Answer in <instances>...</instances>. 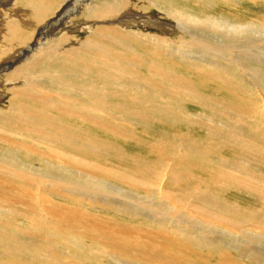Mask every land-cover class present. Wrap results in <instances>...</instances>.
<instances>
[{"label": "bare ground", "instance_id": "bare-ground-1", "mask_svg": "<svg viewBox=\"0 0 264 264\" xmlns=\"http://www.w3.org/2000/svg\"><path fill=\"white\" fill-rule=\"evenodd\" d=\"M236 1L0 0V61L11 60L9 71L0 70L7 94L0 100V264H10L2 256L14 250L12 262L23 264H196L182 258L191 245L212 256L205 264H264V178L246 177L264 160V71L255 65L264 61V0H250L260 11L248 21ZM150 8L151 19L131 16ZM49 19L51 28L74 30L31 43ZM116 105H154L153 116L178 115L157 105H200L205 117L194 122L182 106V120L217 142L152 144L141 159L120 150V167L98 166L87 157L117 154L104 132L131 139L125 119L151 118L144 108ZM200 166L210 171L207 180L191 172ZM237 184L254 196L241 209L219 197ZM69 193L148 222L53 199Z\"/></svg>", "mask_w": 264, "mask_h": 264}, {"label": "rangeland", "instance_id": "rangeland-1", "mask_svg": "<svg viewBox=\"0 0 264 264\" xmlns=\"http://www.w3.org/2000/svg\"><path fill=\"white\" fill-rule=\"evenodd\" d=\"M69 2L70 1H68L66 4H64V6H62V7H60L58 9V15L61 16L62 12H66L67 11L68 7L71 6L69 4ZM236 2L238 4L237 14H238L239 18L242 19V20L248 21V20H250V15L252 13H257V12L260 11V10H257L258 8H254V6L252 4H251V8H249L250 5L248 7V4H249L250 0H248L246 3H242L239 0L236 1ZM155 13H156L155 9L154 8H150L149 10L141 12V13L140 12L132 13L131 16L137 17L139 15H142L146 19H151L153 16H155ZM134 15H136V16H134ZM254 17L257 18V17H260V16H259V14H256V15H254ZM56 18L58 19V16H55L52 19H56ZM52 21L53 20L49 19L47 21V23L45 24V27L42 26L36 32V34H34V37L31 40V43H34V41L35 40L37 41V39H38V42L39 43L41 42L40 44H43L44 42L51 40L52 37L60 36L62 34V32L74 30L73 27L72 28L71 27H67V26H64V24L62 25V26H64V28L61 27V24L57 25V26H52V28H51V27H49V24L52 25L53 23H55L54 22L55 20L53 22ZM78 27H80V26L76 25V28H78ZM133 28L139 30V27L136 26V25ZM144 30L151 31L152 28L150 30V28L147 27V28H144ZM42 32L44 33V35L46 37H41L43 35ZM78 35L79 36H83L84 33L80 32ZM39 38H40V40H39ZM33 47H35V44H34ZM17 59H18V61H20L21 60L20 56H18ZM2 60L0 61V70L3 69L2 71H4V72L9 71V69H7V68L9 67L11 60H9L7 58L2 59ZM260 61H258V62L256 61L257 63H255V65L257 67V70L264 71V61H262V60H260ZM1 73H3V72H1ZM259 74L264 76L263 72H259ZM262 82L264 84V79H262ZM5 90H6V87L3 86L2 91L6 92ZM263 93H264V91H263ZM202 94H204V93H202ZM0 100L1 101H6L7 100V94L0 93ZM108 106H112V105H108ZM116 106H119V107H121L123 109L124 108L130 109V107L131 108H135L136 107V109H137L139 107L140 110L137 109L138 111H142V109L144 108L147 111V113L145 112V110H143L142 111L143 114L146 113L147 117H151V118L146 123H137V122L133 121L132 124L129 121V119H125V120L128 121L129 124H127V125H122L121 124V125L124 128L130 130L131 132H134V133H132L131 139L123 138V137H119V136H114V135H111L110 133L104 132V136L103 137L108 140L107 141L108 143L106 142V144H108L110 146H113L114 149H117L116 150L117 154H114L109 149H107V150H105L104 159L102 161L100 159L96 158L94 155H90V156L87 157L89 161L94 162L98 166L109 168V169H112L113 166H115V168L120 167L121 164L119 163L117 157L125 155V154L122 155L120 150H123V151L128 152V153L133 154V155H137L136 157H138V155H139V157L137 159H141V158H144L143 156H147L148 150L150 148V145H152V144H156L158 146H163V145L166 144L167 141H172L175 146L179 147V146L182 145V140H184V139H188V140H191V141L198 140L199 142L203 141V142H205L204 145L206 143H208V142H211V143L217 142V139L215 137L203 138L204 135H201L202 133L200 132V130L195 125H193L191 123L183 122V121H185V119L182 120V106L185 108L186 112L187 111L190 112V113L187 112L189 115L192 114V116L194 117V118H192V120L193 121L195 120L194 122H197V121L201 120L202 119L201 116L205 117L204 114L206 112H208V111H205L204 109L200 110V107H201L200 105H172L173 107L171 105L170 106L169 105H157V106H163V107H168V108L171 107V109H173V111L175 113H178V115L180 114V117H176V116H178L177 114L175 115L173 113L171 114V112H166L167 110H164L165 112H162V111L155 112L154 113L155 117H154L151 114V111H150L151 110L150 108L152 106H154V105H149V106L148 105H144L145 107L143 105H141V106L138 105V107H137V105H116ZM126 106H128V107H126ZM227 106H231V105H227ZM258 106L259 105H255V106H253V108L257 109ZM208 108L210 110L212 109L214 111H216V110L219 111V110L224 109V107L222 108L221 105H208ZM107 109L110 110V108H107ZM249 109H252V106H249ZM108 112H111V110L108 111ZM118 116H120V114ZM155 119L160 120V121H157ZM216 121L217 120L214 119L213 121H210L209 123L211 125H216V126H219V127H223L222 125L216 123ZM119 122H121V121H119ZM143 125H145V126H143ZM5 126L6 125L3 122H0V132H5L6 131L4 129ZM187 127L190 128V130L188 131V133L190 135H187L188 133L185 130V129H187ZM138 128H139V130H138ZM227 129L228 128H226V130ZM227 131H229V130H227ZM231 131H232V129H231ZM251 133H253V132H251ZM134 139H135V141H134ZM214 149L215 150H219V151L223 152L224 154H226L227 157H225V158H231L232 157L231 156L232 154H230V152L228 150H226V149H224V148H222L220 146L214 147ZM221 156H223V155H221ZM191 158L197 159V156H192L191 155ZM239 159H240V157L237 158V162H238ZM249 160H250V162L252 164L256 163V160H254L252 158L249 159ZM191 172L196 173V177L200 176L204 180H207L208 177H203V176H209L211 174L209 170L203 168L202 166H200L198 168V171L191 169ZM131 173H132V175L134 177L137 174L135 171H131ZM258 175H260V176H262L264 178V160H263V162H260V160H259V164H257V168L248 171L247 174H246V177L248 176L249 179H254L255 180ZM244 180H245V177H244V179H242L240 181V183H244ZM229 185H231V184H229ZM234 186H235V191L231 193V191H229V190L232 189ZM234 186L229 187L228 189H226V191L221 193V196H219V197L222 200H224L225 202L226 201L227 202L228 201L233 202V200H234V203L237 202L240 205V209L246 207L247 203L248 204L251 203L250 200L253 199V197H254L253 194L250 193L249 191L244 190V186H242V185L237 184V185H234ZM214 189L218 190L216 186H214ZM171 190L174 191L175 188L174 187L167 188V191H171ZM76 198L77 199H81L79 196L73 195L71 193H69V195L67 197L63 196V195L62 196H53V199L55 201L59 202V203L67 204V205L75 206V207L77 205V207L80 208V209H82L84 207V209H82L84 211L88 210L89 212L92 211L93 213H97V214L101 213V214H103V215H105L107 217L108 216L111 217V218L115 217L114 219L117 218L116 220H119V221H122V222L135 223V224H138V225L139 224L145 225L148 222V220L147 219H143L142 216L137 217V219H135V220L132 219V218H129L125 214L126 210H122V209L118 208V210H120V211H116L115 209H113L111 207V205H108L107 207H105L103 204H100V203L89 204L83 198L81 199V201L77 200ZM157 245H158V243H154V247L155 248L158 247ZM157 249L161 250L162 248L158 247ZM163 250H166L168 252L170 251V253H177V250H175L174 247H170V246H168V248H163ZM23 251L31 252L32 250H30V249L28 250V249L25 248V249H23ZM185 251H187L188 253L185 252L187 255L184 254V257H182V258L184 260H186V261L188 260V261L193 262V263L195 262L196 264H199L201 262H203V263L204 262L205 263H207V262L211 263V261H213L211 259L212 256L209 254L210 255V257H209V255L207 254L208 251L205 252V250H203V248L200 249L199 247L191 245ZM16 253H18V252H16V250H14V252L8 251V253L5 255L6 256L5 259H4V257L2 255L1 256H2L3 260H10L8 262L10 264H12V263L13 264H23L22 261L12 262L13 260L11 258H14V257H12L11 255L16 254ZM43 253L46 254L47 252L44 251L43 249H40V255L43 254ZM201 255H204V256L201 257ZM38 257L42 258V256H38ZM15 258H16V256H15ZM223 258H228V257L227 256H223ZM201 259H203V260H201ZM216 260H218V257H216ZM43 264H51V263H49V262L45 263L44 262Z\"/></svg>", "mask_w": 264, "mask_h": 264}]
</instances>
